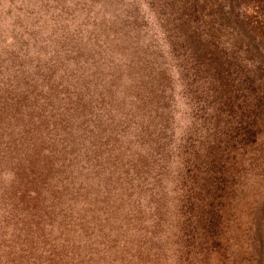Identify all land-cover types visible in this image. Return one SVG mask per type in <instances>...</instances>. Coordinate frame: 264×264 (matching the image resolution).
<instances>
[{
    "label": "rangeland",
    "instance_id": "obj_1",
    "mask_svg": "<svg viewBox=\"0 0 264 264\" xmlns=\"http://www.w3.org/2000/svg\"><path fill=\"white\" fill-rule=\"evenodd\" d=\"M0 264H264V0H0Z\"/></svg>",
    "mask_w": 264,
    "mask_h": 264
}]
</instances>
